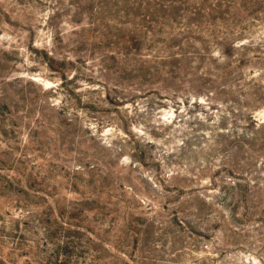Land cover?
Listing matches in <instances>:
<instances>
[{"label":"rangeland","instance_id":"obj_1","mask_svg":"<svg viewBox=\"0 0 264 264\" xmlns=\"http://www.w3.org/2000/svg\"><path fill=\"white\" fill-rule=\"evenodd\" d=\"M0 264H264V0H0Z\"/></svg>","mask_w":264,"mask_h":264}]
</instances>
